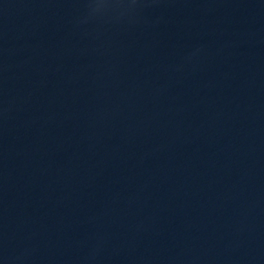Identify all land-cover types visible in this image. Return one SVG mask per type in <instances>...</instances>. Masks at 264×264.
Listing matches in <instances>:
<instances>
[{
  "label": "water",
  "instance_id": "obj_1",
  "mask_svg": "<svg viewBox=\"0 0 264 264\" xmlns=\"http://www.w3.org/2000/svg\"><path fill=\"white\" fill-rule=\"evenodd\" d=\"M0 264H264V0H0Z\"/></svg>",
  "mask_w": 264,
  "mask_h": 264
}]
</instances>
